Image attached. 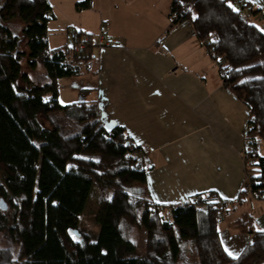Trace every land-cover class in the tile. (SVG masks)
<instances>
[{
  "label": "trees",
  "instance_id": "16d2710c",
  "mask_svg": "<svg viewBox=\"0 0 264 264\" xmlns=\"http://www.w3.org/2000/svg\"><path fill=\"white\" fill-rule=\"evenodd\" d=\"M91 6L92 0H83L76 10ZM52 11L49 0H0V198L9 207L0 210V264H264V231L251 211L235 216L233 202L215 193L181 204L154 203L148 170L135 155L143 158V148L126 129L106 127L95 101L60 102L59 80L80 76L96 45L93 34L74 30L72 45L51 50ZM261 13L246 0H171L168 15L172 28L192 23L224 86L249 110L244 138L251 192L243 189L238 204L264 194L258 151L264 142V30L251 19ZM16 18L22 38L6 25ZM83 36L87 46L76 50ZM23 42L28 51L20 50ZM24 60L32 70L42 65L47 82L34 84ZM136 185L138 193L131 191ZM95 189L96 235L81 228ZM221 222L249 238L241 256L225 250ZM136 231L144 235L142 253Z\"/></svg>",
  "mask_w": 264,
  "mask_h": 264
},
{
  "label": "crops",
  "instance_id": "0c3cea01",
  "mask_svg": "<svg viewBox=\"0 0 264 264\" xmlns=\"http://www.w3.org/2000/svg\"><path fill=\"white\" fill-rule=\"evenodd\" d=\"M49 1L63 14L66 1L75 7L81 0ZM246 1L262 11L251 19L264 27V0ZM170 6L171 0H92L88 10L75 7L77 14L68 17L72 38L74 30L88 33L91 14L103 33L84 71L92 81L79 89L89 93L81 101H95L106 127L125 128L143 148L154 203L181 204L215 193L233 202L235 216L251 211L264 231V196L236 203L246 184L242 148L249 110L224 86L192 23L171 27ZM263 150L259 142L264 156ZM225 225L222 244L237 258L249 238Z\"/></svg>",
  "mask_w": 264,
  "mask_h": 264
},
{
  "label": "rangeland",
  "instance_id": "374dc122",
  "mask_svg": "<svg viewBox=\"0 0 264 264\" xmlns=\"http://www.w3.org/2000/svg\"><path fill=\"white\" fill-rule=\"evenodd\" d=\"M83 1V0H81ZM80 1V2H81ZM170 3V0H168ZM76 7V6H75ZM75 7L70 5L68 1H66L63 5V14H60L59 12H56L55 9L52 11V18L49 22V45L51 50H57L60 48H64L66 45H72L73 44V38L71 33L73 32V26H68L69 20L68 17H74L77 13L75 11ZM235 8L238 9V5H235ZM99 18L95 15L91 14V17L89 18L90 27L88 28V33L94 35V42H98V38L103 35L101 32V22L98 23ZM6 25L11 28L12 32L15 34V36L22 38V28L23 23L19 18H16L8 23ZM262 30H264L263 26H260ZM21 51H28L27 46L23 42L20 46ZM26 60L23 62V70L24 72L28 73L31 77V80L36 85H43L47 82V74L42 65H40L37 69L32 70L28 68L27 64L25 63ZM90 63H84L82 64V70L86 71L88 65ZM93 65H91L92 67ZM60 81V87H61V95H60V102L64 105L76 101H81L84 99V97L87 95L88 92H81L82 87H88L91 85V77L87 74V72H83L80 76L72 77V78H64L59 80ZM80 89V90H79ZM89 94V93H88ZM246 146L244 144V138H243V148H242V156L243 152L245 151ZM264 154V150L262 151ZM243 160V158H242ZM244 162V160H243ZM244 162V167H245ZM246 175V174H245ZM247 179V176H246ZM142 187L140 185H136L131 188L132 192H136L137 190H141ZM138 193V191H137ZM99 193L95 189L89 199L86 211L81 219L82 222V230L84 231H90L92 234L96 235L99 232V227L97 226L95 222V217L99 209ZM226 228L225 222H221L220 224V231L224 232ZM71 238L76 239L77 232H71ZM134 241L138 244L139 252L142 253L144 250V235L141 231H136L133 235ZM191 260H194L193 258H190Z\"/></svg>",
  "mask_w": 264,
  "mask_h": 264
},
{
  "label": "built area",
  "instance_id": "2783aa9c",
  "mask_svg": "<svg viewBox=\"0 0 264 264\" xmlns=\"http://www.w3.org/2000/svg\"><path fill=\"white\" fill-rule=\"evenodd\" d=\"M244 1V0H243ZM100 39H103V37L102 36H100L99 37ZM87 42H88V37L87 36H83L79 41H78V44H77V47H76V50H83V49H85L86 48V46H87ZM244 144H245V146H246V149H245V151L243 152V156H242V158H243V160H244V162L246 161V159H247V152L249 151V149H248V147H249V141L247 140V139H245L244 138ZM136 156H137V158H138V164H143V158H142V155H141V153L140 152H137L136 154H135ZM244 189L246 190V191H248V192H251V188L249 187V185L246 183L245 184V187H244ZM261 196H264V194L263 193H261L260 194ZM154 209H156V210H158L160 213L163 211H165V212H168V213H170L171 212V209L170 208H167V209H165V210H163V208L161 207V206H155L154 207ZM77 237H76V239H73L72 238V240L74 241V242H79L80 240H81V236L77 233ZM70 236H71V234H70ZM72 237V236H71Z\"/></svg>",
  "mask_w": 264,
  "mask_h": 264
},
{
  "label": "water",
  "instance_id": "95a60500",
  "mask_svg": "<svg viewBox=\"0 0 264 264\" xmlns=\"http://www.w3.org/2000/svg\"><path fill=\"white\" fill-rule=\"evenodd\" d=\"M9 209L8 204L2 198H0V210L7 211ZM73 232V231H72Z\"/></svg>",
  "mask_w": 264,
  "mask_h": 264
},
{
  "label": "snow or ice",
  "instance_id": "6c2138e0",
  "mask_svg": "<svg viewBox=\"0 0 264 264\" xmlns=\"http://www.w3.org/2000/svg\"><path fill=\"white\" fill-rule=\"evenodd\" d=\"M228 6H229L230 8H233V10H234V11H236V10H237V9H235V8L233 7V5H232L231 3H229V4H228ZM194 18H195V17H194ZM226 251H227V249H226ZM228 254H229V255H232V253H231V252H229Z\"/></svg>",
  "mask_w": 264,
  "mask_h": 264
}]
</instances>
